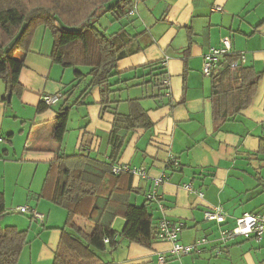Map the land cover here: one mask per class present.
I'll list each match as a JSON object with an SVG mask.
<instances>
[{
  "label": "crops",
  "instance_id": "obj_1",
  "mask_svg": "<svg viewBox=\"0 0 264 264\" xmlns=\"http://www.w3.org/2000/svg\"><path fill=\"white\" fill-rule=\"evenodd\" d=\"M143 1L145 8L138 6L137 15L128 16L123 23L127 24L132 36L137 35L131 49L144 50L122 59L117 67L119 75L114 79L126 86L128 81L136 82L132 84L138 92L151 85L156 88V94L146 89L126 100L128 112L129 101L141 100L152 125L150 129L137 130L128 136L117 166L146 171V179L133 176V187H140L144 195L151 192L154 181L162 180L157 194L162 198L165 213L159 211L155 218L184 224L179 233L180 244L192 245L201 238H208L209 243L197 253L176 258L171 254L173 244L169 242H157L148 248L117 237L119 246L101 253V264H157L162 256L167 258V264H189L187 259L190 258L191 264H264V236L259 241L239 237L222 246L218 241L220 232L233 228L238 218L264 213V153L261 151L264 138V0ZM162 3L165 6H160ZM225 37L231 39L235 54L246 56L243 66L252 67L261 78L252 104L218 130L213 122L214 80L203 75L202 67L204 55L210 48L219 46ZM52 49L50 31L39 28L31 52L25 57L20 77L23 90L15 106L12 101L5 102L6 89L0 82V137L9 140L0 144L12 143L16 129L20 128L17 120L29 121L34 128H40L34 139H27L19 159H11L16 148L14 152L11 148L3 150L0 192L7 198L6 183L11 179L8 169L13 164L20 167L18 182L23 172L34 168L33 184L39 172L45 181L47 173L44 172H48L57 157L58 144L54 139L57 115L53 109L43 114L38 112L44 95L65 94L61 88L66 69L53 63ZM17 57L23 56L18 53ZM156 62H163L166 75L159 84H152L153 77L145 66ZM166 78L170 82L169 95L163 88ZM88 97L92 98L91 103ZM88 97L85 101L88 106L77 110L78 127L71 131L76 135L75 148L77 151L83 143L93 154L105 156L114 117L109 113L100 116L99 89ZM18 106L25 110L22 115L15 116ZM172 159L179 162L178 167L169 166ZM44 181L40 190L29 192L27 197L6 200L9 214L13 207L29 206L44 218L42 222L30 215V218L23 217L28 214L5 218V227L28 232V245L18 264H53L60 249L61 229L67 223L68 213L48 200H37ZM187 186H191L192 191ZM218 206H222L227 215L226 223L221 226L204 220V212ZM73 223L88 236L96 229L93 221L81 216ZM124 223V219L117 218L113 228L120 233Z\"/></svg>",
  "mask_w": 264,
  "mask_h": 264
},
{
  "label": "trees",
  "instance_id": "obj_2",
  "mask_svg": "<svg viewBox=\"0 0 264 264\" xmlns=\"http://www.w3.org/2000/svg\"><path fill=\"white\" fill-rule=\"evenodd\" d=\"M134 6L135 0H0V82L11 99L21 96L23 87L20 77L25 68V57L30 54L35 34L41 27L48 29L53 38V63L64 69L85 67L89 70L86 73L74 71L76 85L71 92L82 81H87V85L72 104H69L71 92H60L63 99L54 107L49 108L41 100L38 108L40 114L57 106L59 108L55 111L54 131L58 144L57 157L51 162L43 188L37 196V200H48L68 213L67 223L61 229L60 249L53 264H101L100 254L119 246L117 237L148 248L162 242L159 239L160 225L166 218H155L160 211L159 206L163 205L162 198L156 191L158 199H150L151 192L144 195L140 187L134 188L133 174L113 173L128 136L137 130L150 129L152 125L141 100L129 101L128 114L116 112L113 105L117 102L112 99L115 91L110 89L111 79L119 75L118 63L144 50L131 49L137 35L132 36L127 24L123 23ZM108 13L114 18L113 23L120 24V28L112 34L100 25L101 19ZM16 53H21L23 57L16 58ZM238 59L239 54L235 53L223 57L211 76L214 80L213 122L218 130L252 104L261 78V74L249 66L241 65L231 70ZM145 68L150 70L152 84H159L166 75L163 62L152 63ZM95 89L100 91V116L109 113L114 117L107 152L105 156L93 154L82 143L74 154L68 155L62 144L72 131L69 128L72 113L81 106H88L86 98ZM5 102L10 103L11 100L9 102L5 98ZM0 139V143L9 141ZM261 151L264 153V138ZM173 165L176 166L169 164ZM133 196H143L145 200L136 205L131 202ZM7 214L6 197L0 192V264H18L28 245V232L13 226L3 227L1 220ZM77 216L96 224L91 236L74 225ZM117 218L125 220L120 233L113 228ZM105 239L110 242L106 244Z\"/></svg>",
  "mask_w": 264,
  "mask_h": 264
},
{
  "label": "built area",
  "instance_id": "obj_3",
  "mask_svg": "<svg viewBox=\"0 0 264 264\" xmlns=\"http://www.w3.org/2000/svg\"><path fill=\"white\" fill-rule=\"evenodd\" d=\"M143 0H135V6L133 10L130 11L129 16H135L137 14L138 4ZM234 54L232 41L229 37H225L221 40V43L217 47L210 48L209 51L204 55L203 58V67L202 73L206 77H211L212 74L217 70L219 66L220 59L225 56H229ZM246 63V56L244 54H239V59L235 62L231 70H236L239 66L244 65ZM169 79L166 78L163 82V88L167 89L166 93L169 95ZM63 99L62 93H57L55 95H46L42 98V102L50 107H54L58 102ZM1 142V139H0ZM172 159L171 162L176 166L178 162ZM122 172L131 173L134 176L141 177L143 179L147 178V173L144 169L135 170L128 169L127 167L115 166L113 168V173L120 174ZM162 180L154 181V185L151 190V194L149 195L150 199H158L156 195V191L161 184ZM187 189L192 191L191 186H187ZM200 197H203L202 194H199ZM159 209L162 213H165V207L161 204ZM11 212L19 213V214H28L36 221H43V215L40 214L37 210L30 208L29 206H20L11 210ZM204 220L206 222H213L217 225H224L227 221V215L222 206L212 207L204 212ZM184 224L182 222H171L167 219H164L160 225V237L159 239L162 242H169L173 244V248L171 251L172 256L176 258H182L184 256H189L193 253L199 252L200 248L206 245L209 240L207 238H201L196 243L192 245H182L178 242L179 233L183 229ZM264 236V213H253V214H245L243 217L238 218L236 220V225L228 230H222L219 236L220 245H225L230 241L236 238H243L245 240L255 239L261 240ZM110 242L109 239H105V243L108 244ZM157 264H167V258L160 257Z\"/></svg>",
  "mask_w": 264,
  "mask_h": 264
},
{
  "label": "rangeland",
  "instance_id": "obj_4",
  "mask_svg": "<svg viewBox=\"0 0 264 264\" xmlns=\"http://www.w3.org/2000/svg\"><path fill=\"white\" fill-rule=\"evenodd\" d=\"M148 2H146L147 4ZM163 4V3H162ZM141 8H145L144 6V1H142L139 5ZM160 6H165L164 4L163 5H160ZM116 23H113V17L108 13L106 14L102 19H101V23L100 25L102 27H106L108 33H111L112 31H116L120 28V24H116ZM114 27V28H113ZM18 56V53H16V58ZM75 70H80L81 72L83 73H86L88 72L89 70L85 67H81V68H78V69H74V68H69V69H66V76H65V80H64V87L61 88L63 91H65V93H69L72 91V88L76 85L75 84V81H74V78H75V74H74V71ZM114 80V81H113ZM129 84L124 85V84H118V79L117 78H112L111 81H110V89H112L113 91H115V94L113 95L112 99L114 101H116L117 103L113 105L114 109L116 110V112L120 113V114H128V106H127V103H126V100L128 99V97H135L134 95H136V92L138 91H135L137 89H135L133 87V85L136 83V82H131V81H128ZM134 83V84H132ZM87 85V81H82L80 83L79 86H77V88L71 92V95L69 97V104H72L76 99H78V97H80L81 93L84 91L85 87ZM147 86V85H146ZM107 87H105L104 89H106ZM146 89H148L150 92L154 91L155 94H156V88L152 87L151 86H148V87H145L143 90L140 89L139 92L142 93V92H146ZM138 92V94H139ZM141 95V94H140ZM8 97V95H6V98ZM11 101L13 102V105L15 106L17 103H18V98L17 97H13L11 99ZM92 101V98L91 97H88V102L91 103ZM149 103V102H147ZM157 105L160 104L158 102H155ZM56 109H59V108H54L53 111L55 112ZM18 110L19 112H16L15 113V116L16 115H22V113L24 112V108L22 106H18ZM28 111L30 109H27ZM52 111V109H51ZM82 112H85L84 110H82ZM13 114V113H12ZM28 114V112H27ZM24 115V114H23ZM29 115L31 116V113L29 112ZM33 115V114H32ZM26 116V114H25ZM34 116V115H33ZM28 119V116H26ZM30 118V117H29ZM9 121V120H8ZM80 121V118H79V115H77V110H74L73 113H72V118H71V121H70V124H69V128L73 131H75V129L78 127V123ZM17 123L19 124V129H16V135L15 137L12 139V143L11 144H8V143H4V144H0V157H3V150L6 148V149H9L11 148V152H14V148H16L17 152L16 154L12 153V158L11 159H19L21 157V154H22V150L24 149L25 145H26V141L28 138H31V139H34V137L38 134L39 132V129L40 128H34V126L31 124V122H23L22 120H17ZM5 129H8V128H5ZM7 131L5 132V134H7ZM75 138H76V135H75V132H70L68 133V135L66 136V139H65V142L62 144V149L65 151V153H67L68 155H72L76 152V148H75ZM13 145V147H12ZM58 149V148H57ZM15 155V156H14ZM19 168L16 164H13V167H10L8 169V173H10L9 177H11V179H9L6 183L7 185V188H8V198L6 197V200L9 202V199H13L14 201H18L22 198H25L27 197V194L31 191H36L37 189H41L42 187V183L44 180H42L41 178V172H39V174L36 176L35 180H34V183L31 184L32 182V177L34 175V168L31 170H28L27 172H23L22 173V176L21 178L19 179V182H18V172H19ZM45 175L47 173V170H45ZM45 179V177L43 178ZM33 185V186H32ZM0 187H1V183H0ZM1 191V189H0ZM6 195V194H5ZM10 197V198H9ZM33 200V198L31 199V201ZM6 201V202H7ZM144 201V198L143 196H134L132 198V203L133 204H136V205H141ZM7 202V204H8ZM36 202V201H35ZM38 203V202H36ZM41 203H44V201H42ZM15 207H13L12 209H14ZM19 216L20 214L18 213H10L9 215L7 214L2 220H1V224L3 225V227H5V225L3 224L4 220H6L5 218L8 217V216ZM21 215H24V214H21ZM26 215V214H25ZM23 217H27V218H30L29 215L27 216H23ZM30 239V238H29ZM189 264H191L190 262L192 261V258L190 259H187ZM75 263V262H74Z\"/></svg>",
  "mask_w": 264,
  "mask_h": 264
},
{
  "label": "water",
  "instance_id": "obj_5",
  "mask_svg": "<svg viewBox=\"0 0 264 264\" xmlns=\"http://www.w3.org/2000/svg\"><path fill=\"white\" fill-rule=\"evenodd\" d=\"M6 99H7V101H10L11 100V96L8 95V97Z\"/></svg>",
  "mask_w": 264,
  "mask_h": 264
}]
</instances>
